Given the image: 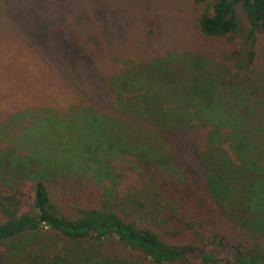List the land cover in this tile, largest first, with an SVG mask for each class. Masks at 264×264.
<instances>
[{
  "label": "trees",
  "instance_id": "1",
  "mask_svg": "<svg viewBox=\"0 0 264 264\" xmlns=\"http://www.w3.org/2000/svg\"><path fill=\"white\" fill-rule=\"evenodd\" d=\"M238 5L249 22L244 58ZM194 9L224 58L187 61L173 105L129 84L155 81L156 66L111 78L140 102L135 116L151 133L112 119L102 133V116L91 114L94 129L84 111L71 122L38 114L17 139L34 153L0 149V264H264V0H194ZM124 151L144 167L132 179L111 167Z\"/></svg>",
  "mask_w": 264,
  "mask_h": 264
},
{
  "label": "rangeland",
  "instance_id": "2",
  "mask_svg": "<svg viewBox=\"0 0 264 264\" xmlns=\"http://www.w3.org/2000/svg\"><path fill=\"white\" fill-rule=\"evenodd\" d=\"M237 14L239 55L244 58L250 43L249 22L241 5ZM64 45H72V53ZM198 55L211 66L222 61L224 51L199 34L194 0H0V149L13 156L34 153L17 139L25 137L20 132L38 121V114L71 122L74 113L84 111L80 116L93 128L94 117L108 119L103 126L101 117L102 133L111 119L112 124L131 126L133 134L132 127H146L151 133L147 123L139 124L135 116L140 102L117 94L111 78H130V72L139 75L156 66L155 81L145 77L129 84L141 83L149 89L147 96L154 93L165 106L173 105L179 99L175 91L184 87L181 69ZM137 88L120 87L129 98L141 94ZM16 114L25 116L13 121ZM53 128L48 135L55 136ZM87 130L93 129L86 127L83 132ZM175 138L181 148L179 137ZM134 160L124 151L111 167L118 174L137 175L144 167L134 166ZM110 182L108 178L103 185L111 186Z\"/></svg>",
  "mask_w": 264,
  "mask_h": 264
}]
</instances>
